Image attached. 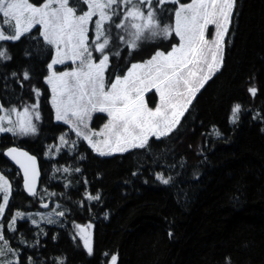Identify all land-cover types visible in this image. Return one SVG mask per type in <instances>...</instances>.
Returning <instances> with one entry per match:
<instances>
[{"label": "trees", "instance_id": "obj_1", "mask_svg": "<svg viewBox=\"0 0 264 264\" xmlns=\"http://www.w3.org/2000/svg\"><path fill=\"white\" fill-rule=\"evenodd\" d=\"M0 47L11 56L0 62V104L23 110L37 103L36 87L42 116L34 121L35 135L0 133V173L12 187L2 221L15 211H40L42 203L65 213L38 227L19 221L15 234L5 228L14 247L21 234L28 244L39 240L36 247L19 245L25 264L28 256L35 264H55L57 258L64 264H107L113 254L117 264H226L227 257L231 264H264V0H236L222 66L196 94L177 129L159 141L151 138L146 149L124 154L101 157L79 142L74 152L62 149L52 156L50 145L66 127L54 121L48 102L44 76L50 56H37L30 37ZM170 47L159 39L142 42L130 55L121 46L122 58H111L107 75L124 74L131 63ZM25 70L29 81H23ZM252 86L255 97L248 91ZM236 104L241 111L231 123ZM12 146L38 157L35 196L25 194L19 172L4 157ZM158 172L171 177L168 185L155 179ZM86 193L100 199L88 201ZM77 224L92 226L91 256Z\"/></svg>", "mask_w": 264, "mask_h": 264}, {"label": "snow or ice", "instance_id": "obj_2", "mask_svg": "<svg viewBox=\"0 0 264 264\" xmlns=\"http://www.w3.org/2000/svg\"><path fill=\"white\" fill-rule=\"evenodd\" d=\"M235 4L236 0H40L39 3L0 0L3 18L0 42L30 37L35 42L37 56H50L44 76L50 91L48 102L55 120L69 129L59 137L61 145L70 143L75 149L78 141H84L93 153L112 156L146 149L150 138L159 141L177 129L193 98L222 66L225 37L230 31ZM3 26L8 30H3ZM34 30L36 35H32ZM158 39L168 41L171 47L158 48L149 59L131 63L123 75L109 79L111 58H122L121 46L131 55L142 42ZM10 59L7 48L0 47V62ZM58 65L64 70H59ZM12 76L17 77V73L13 72ZM30 79L25 70L23 81ZM23 81L17 80L22 87ZM153 90L158 99L147 97ZM248 91L253 97L257 94L255 86ZM32 92L37 103L25 105L23 111L0 104V133H10L13 137L37 133L34 121L42 119L41 91L33 87ZM240 111L241 105L233 106L231 123H236ZM97 113L103 114L104 122L95 130L90 124ZM69 133H75L77 139H66ZM215 135L220 133L216 131ZM4 155L23 173L24 190L35 196L40 175L36 157L17 147H9ZM63 171L68 173L70 169L66 167ZM136 174L133 172V176ZM155 179L164 185L171 181V177L165 178L159 172ZM11 191L9 181L0 175L3 194L0 218L5 215ZM85 198L98 201L100 196L86 193ZM41 206L48 207L43 203ZM35 215L52 224L55 223L52 215L62 217L65 213L54 210L48 216ZM18 218L24 219L25 213L17 211L12 216L7 224L8 232L16 233ZM28 219L39 226L32 214ZM91 227L75 225L90 256L93 254L88 231ZM38 244L39 240L28 244L21 234L17 246H12L4 225L0 224V264H25L19 245ZM26 264H35L32 256L27 257ZM55 264H64V260L57 258ZM107 264H117V256L111 255ZM226 264H231L230 257L226 258Z\"/></svg>", "mask_w": 264, "mask_h": 264}, {"label": "rangeland", "instance_id": "obj_3", "mask_svg": "<svg viewBox=\"0 0 264 264\" xmlns=\"http://www.w3.org/2000/svg\"><path fill=\"white\" fill-rule=\"evenodd\" d=\"M31 2H33V3H39L40 0H31ZM165 22H166V21H165ZM0 25H3V18H2V17H0ZM3 30L7 31V30H8V29H7V26H3ZM226 36H227V35H226ZM208 38H209V39L211 38L210 35L208 36ZM225 40H226V37H225ZM148 59H149V58H148ZM145 60H146V59H145ZM141 62H142V61H141ZM136 63H137V62H136ZM56 67L59 68V70H64V67H63V66H59V65H58V66H56ZM126 71H127V70H126ZM126 71H125V72H126ZM125 72H124V73H125ZM118 75H123V74H118ZM114 78H115V77H114ZM114 78H112V79H114ZM109 79H110V78H109ZM49 94H50V91H49ZM147 97H148V98H151V99H158V97H155L154 90H153L152 92L148 93V94H147ZM49 98H50V97H49ZM194 98H195V97H194ZM194 98H193V99H194ZM151 106L154 107V104H152ZM20 111H23V110H20ZM102 116H103V114H98V113H97V114H94V116H93V120H92V122H91V124H90V126H91L93 129L98 130V129L102 126V124H103V122H104V119L101 118ZM231 116H232V114H231ZM231 116H230V119H231ZM13 119H15V117H13ZM53 119H54L55 122H57V121L55 120V118H54V114H53ZM57 123H61V124H63L62 122H57ZM63 125H64V124H63ZM64 126L66 127V130L58 135V137H57V141H55L54 144L50 145V148H52V151H51V155H52V156H55L56 151H58V149H59V150H62V149H68V150H70L71 152H74V151L77 149V145H76L75 149H72L70 143H69V145H61V141H60L59 137H60L63 133H68V132H69L68 126H67V125H64ZM66 139H69V141H71V140H76L77 138H76V136H75V133H69V135L66 137ZM150 139H151V138H150ZM79 142H83V143H85V144L87 145V143L84 142V141H78L77 144H78ZM87 146H88V145H87ZM95 154H96V153H95ZM115 154H120V153H115ZM115 154H113V155H115ZM96 155H97V154H96ZM0 175H2V174L0 173ZM4 177H5V176H4ZM5 179H7V178L5 177ZM7 180H8V179H7ZM2 202H3V194L0 193V203H2ZM43 209H44V210H43ZM43 209L40 210V211H30V212L19 211V212H23V213H25V218H24V219H20V218H18V219H17V223H18L19 221H22V220H27L31 225H33L31 219H28V215H29V214H32V218L38 221V225L48 224L45 220L41 219V217H40L39 215H35V214H37V213H41V214H43L44 216H48L49 214H52V213L54 212V210H47L45 207H43ZM5 210H6V209H5ZM16 212H17V211H15V212L13 213V215H14ZM13 215H12V216H13ZM12 216L10 217V219L12 218ZM51 218H52V219L55 221V223H56V222L59 220L60 217H57V216H55V215H52ZM2 219H3V217L0 218V224H3V225H4V231H5V228H7V224H8V221H9L10 219H9L6 223H4V222L2 221ZM17 223H16V225H17ZM52 224H53V223H52ZM33 226H36V225H33Z\"/></svg>", "mask_w": 264, "mask_h": 264}, {"label": "water", "instance_id": "obj_4", "mask_svg": "<svg viewBox=\"0 0 264 264\" xmlns=\"http://www.w3.org/2000/svg\"><path fill=\"white\" fill-rule=\"evenodd\" d=\"M12 147H17V148H19V149H21V150H23V151H26V152H28L26 149H24V148H22V147H20V146H12ZM7 150V149H6ZM5 150V151H6ZM4 151V152H5ZM29 153V155H32V156H35V155H33V154H31L30 152H28ZM4 157H5V159L19 172V174H20V176H21V179H22V189H23V191L25 192V194H27L28 196H31V195H29L25 190H24V187H23V173L22 172H20V170H19V167H18V165H16L9 157H7V156H5L4 155ZM36 157V156H35ZM36 163H37V168H38V170H39V173H40V175H39V177L37 178V181H36V187H37V191H38V189H39V186H40V177H41V171H40V163H39V160H38V157H36ZM83 226V225H82ZM89 231V230H88Z\"/></svg>", "mask_w": 264, "mask_h": 264}]
</instances>
